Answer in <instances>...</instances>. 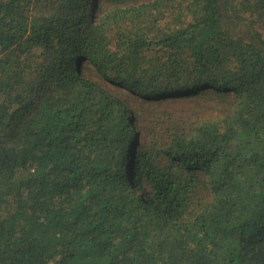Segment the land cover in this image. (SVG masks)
<instances>
[{
    "label": "trees",
    "instance_id": "obj_1",
    "mask_svg": "<svg viewBox=\"0 0 264 264\" xmlns=\"http://www.w3.org/2000/svg\"><path fill=\"white\" fill-rule=\"evenodd\" d=\"M263 33L264 0H0V264H264Z\"/></svg>",
    "mask_w": 264,
    "mask_h": 264
},
{
    "label": "rangeland",
    "instance_id": "obj_2",
    "mask_svg": "<svg viewBox=\"0 0 264 264\" xmlns=\"http://www.w3.org/2000/svg\"><path fill=\"white\" fill-rule=\"evenodd\" d=\"M263 36H264V33H263ZM132 166H133V158L131 159L130 167H129V169H128V171H129V178L132 177V172H131V168H132Z\"/></svg>",
    "mask_w": 264,
    "mask_h": 264
}]
</instances>
